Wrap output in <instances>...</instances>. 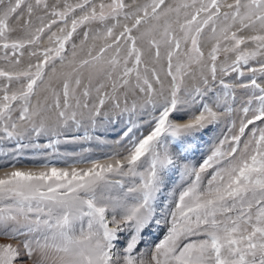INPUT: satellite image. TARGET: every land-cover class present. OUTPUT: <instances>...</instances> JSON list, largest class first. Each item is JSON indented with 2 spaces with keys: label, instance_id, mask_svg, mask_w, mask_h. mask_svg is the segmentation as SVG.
Returning <instances> with one entry per match:
<instances>
[{
  "label": "snow or ice",
  "instance_id": "snow-or-ice-1",
  "mask_svg": "<svg viewBox=\"0 0 264 264\" xmlns=\"http://www.w3.org/2000/svg\"><path fill=\"white\" fill-rule=\"evenodd\" d=\"M5 140L0 264H264V0H0Z\"/></svg>",
  "mask_w": 264,
  "mask_h": 264
},
{
  "label": "rangeland",
  "instance_id": "rangeland-1",
  "mask_svg": "<svg viewBox=\"0 0 264 264\" xmlns=\"http://www.w3.org/2000/svg\"><path fill=\"white\" fill-rule=\"evenodd\" d=\"M191 83V81H189ZM238 98L240 94L238 93ZM227 127L226 122H221L218 128L215 131L209 130L205 133L203 139L199 140V147L194 145L195 158L191 160V163H196L202 155L208 153L209 149L213 146L215 142V138L220 135L222 131H225ZM16 140H5L0 141V164L4 163L6 160H10L11 155L16 154L14 152ZM21 143L29 145L24 148L22 152L18 154V162L17 167L25 168V169H36L39 168L44 163H52L58 167L65 166L61 161L64 159V154H71L75 156L76 154L81 152V147L78 145H64L61 144L58 146V151L53 152L52 149L44 148V147H33L31 145H44L48 143V138L45 136H40L37 138L34 134L30 136H26ZM84 147L89 148L91 152L100 153L101 151H107L108 149L96 148L88 143L84 144ZM7 154V155H6ZM72 161L69 160V163ZM188 163V161H185ZM174 179L177 180V184L179 183L178 176Z\"/></svg>",
  "mask_w": 264,
  "mask_h": 264
}]
</instances>
